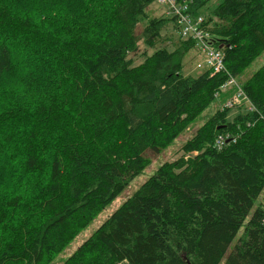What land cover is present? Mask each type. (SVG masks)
Masks as SVG:
<instances>
[{"label":"trees","instance_id":"1","mask_svg":"<svg viewBox=\"0 0 264 264\" xmlns=\"http://www.w3.org/2000/svg\"><path fill=\"white\" fill-rule=\"evenodd\" d=\"M155 1L0 0V168L21 165L0 173V264H50L227 81L183 75L196 41ZM204 24L237 80L264 52V0H221ZM241 87L252 110L216 111L62 264H264V65Z\"/></svg>","mask_w":264,"mask_h":264},{"label":"rangeland","instance_id":"2","mask_svg":"<svg viewBox=\"0 0 264 264\" xmlns=\"http://www.w3.org/2000/svg\"><path fill=\"white\" fill-rule=\"evenodd\" d=\"M221 0H211L207 7H205L200 14L203 16H207L211 13L212 8L218 5ZM15 8H21L20 5H15ZM167 7L160 5L156 1L148 8V13L150 16H162L163 13L169 15L166 11ZM146 21L140 22L137 27V33L142 31L144 24ZM169 35H174V40H178V36L180 35L179 31H174L172 29L168 30ZM152 49L148 47L144 40L141 38L139 41V50L135 54H131L130 57L134 60V65H138L145 60V55L143 53H152ZM199 64L202 67H199ZM264 65V52L263 54L257 58L243 73L240 77H238L239 82L235 85L239 86H231L226 91L222 92L218 98H215V101L211 103V105L205 109L192 123V125L185 129L170 145L164 148L159 154L154 156L153 153L146 152V154L151 157V164L139 175H137L128 188L121 193L119 197H117L110 205L106 206L100 213V215L89 225L85 230H83L69 245L68 247L62 251L50 264H62L88 237L92 235V233L104 222L106 221L112 213L129 197L131 196L138 188L148 180L153 174H155L158 167L168 161L175 160L182 155H184L183 146L185 143L193 137V135L197 132L198 128L204 125L218 110H229L228 117L229 119H233L239 113H245L246 111H250L249 102H242V104L228 107L226 103L228 100L233 98L236 95V91L239 90L240 85L244 82L248 77H250L255 71H257L261 66ZM207 65L205 63L204 54H202L197 48H193L186 55L183 61L182 73L185 76H198L202 72L207 69ZM231 137L230 132H223L219 134L216 138V142L222 143L225 138ZM1 138V136H0ZM10 163V162H9ZM20 167V161L16 159L13 163L9 165L1 166L0 173L6 170L9 167ZM6 175L0 174V193L3 191L4 193L8 192V188L10 186H3L2 182L3 178ZM264 203V192L260 196V198L256 201L255 207ZM14 211V210H13ZM1 228V227H0ZM243 230L238 234L235 238V244L237 243L238 237L241 236ZM2 237V234L0 235ZM234 244V242H233Z\"/></svg>","mask_w":264,"mask_h":264},{"label":"built area","instance_id":"3","mask_svg":"<svg viewBox=\"0 0 264 264\" xmlns=\"http://www.w3.org/2000/svg\"><path fill=\"white\" fill-rule=\"evenodd\" d=\"M193 0H156L162 6L167 7L166 11L169 15H174L177 17L179 33L184 39H193L196 41V48L204 54L205 63L209 69H212L213 74L216 73H226L228 74L227 81L220 87L219 91L215 94L219 97L222 92L226 91L229 87L238 83L237 78L231 76L229 71L225 66V53L221 48L214 46L211 41L210 32L207 25L204 24L205 16L203 15H193L189 12L190 3ZM199 67L202 65L199 64ZM235 86H239L235 85ZM242 102H249V110L253 109V105L248 100L247 96L243 93V89L240 85L236 95L228 100L226 106L233 107ZM225 140V139H224ZM224 140L222 142H224ZM222 144V143H221Z\"/></svg>","mask_w":264,"mask_h":264},{"label":"bare ground","instance_id":"4","mask_svg":"<svg viewBox=\"0 0 264 264\" xmlns=\"http://www.w3.org/2000/svg\"><path fill=\"white\" fill-rule=\"evenodd\" d=\"M196 14V13H195ZM260 22V21H259ZM208 30H209V28H208ZM210 31V30H209ZM211 33V32H210Z\"/></svg>","mask_w":264,"mask_h":264}]
</instances>
